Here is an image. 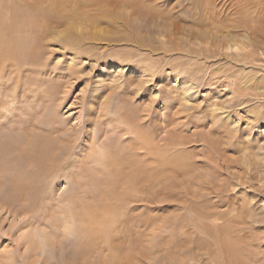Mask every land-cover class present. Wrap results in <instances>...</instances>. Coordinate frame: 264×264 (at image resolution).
I'll use <instances>...</instances> for the list:
<instances>
[{"label":"rangeland","instance_id":"obj_1","mask_svg":"<svg viewBox=\"0 0 264 264\" xmlns=\"http://www.w3.org/2000/svg\"><path fill=\"white\" fill-rule=\"evenodd\" d=\"M0 264H264V0H0Z\"/></svg>","mask_w":264,"mask_h":264},{"label":"bare ground","instance_id":"obj_2","mask_svg":"<svg viewBox=\"0 0 264 264\" xmlns=\"http://www.w3.org/2000/svg\"><path fill=\"white\" fill-rule=\"evenodd\" d=\"M100 2H107V3H109V2H112L113 0H99ZM90 2H98V0H90ZM129 2L130 3H132V0H129ZM61 25H63V24H61V23H57L55 26L54 25H46V24H44V23H37V24H34L33 22H30V21H27V20H25V21H22L21 23H20V27L22 28V27H26V26H28V27H30V28H34V26H36V28L37 29H41V28H44V29H46V30H49V29H51V28H56V27H59V26H61ZM47 28H49V29H47ZM74 30H81V28H75ZM66 31V30H65ZM43 32H45V31H43ZM44 35H45V33H44ZM8 39L11 41V43H12V37L11 36H8ZM66 39H69V34L66 36ZM14 40V39H13ZM6 44V43H5ZM39 43L37 42V40L35 41H33L32 42V50H34V53L32 52V56L33 57H36V55H35V53H36V49L39 47ZM7 48H9L8 46L6 47V48H4L3 50H2V52H4V54H3V57H9L10 56V59H11V57H13V58H15L16 59V55L15 54H10L11 52H13V51H11L10 49L8 50ZM12 55V56H11ZM35 55V56H34ZM13 58L11 59V60H13ZM37 59V58H36ZM31 61H32V59H31ZM43 142H45V140L43 141ZM51 142V141H50ZM39 143V142H38ZM37 143V146L39 147V144ZM51 144V145H50ZM50 144H47V145H50V146H52V148H49V149H53V148H55V143H50ZM41 146V145H40ZM46 146V145H45ZM48 147V146H47ZM43 148H44V146H43ZM39 149V148H38ZM40 149H42V148H40ZM40 149L38 150V152L40 151ZM5 151V150H4ZM37 151V150H36ZM35 151V152H36ZM42 151H44V150H42ZM36 154V157H32V158H29L30 159V161L31 162H35V164H37L38 166H39V164H41V157H37L38 155H37V153H35ZM39 154H40V152H39ZM46 155V154H45ZM27 158V157H26ZM28 159V160H29ZM52 159V158H51ZM50 159V160H51ZM46 160V159H45ZM27 162H29V161H27ZM43 162H44V160H43ZM36 167V166H35ZM24 183H26V182H24ZM28 184V183H27ZM23 182L19 179V178H16V180H14V188H15V190L17 191L18 190V187L19 188H23ZM79 208V207H78ZM88 208H90V207H88ZM86 211V210H85ZM74 212V211H73ZM72 212V213H73ZM76 212V211H75ZM86 213H89V212H87L86 211ZM75 214V216L77 215V212L76 213H74ZM92 214V213H91ZM95 214H96V212H95ZM71 216H72V214H71ZM75 216L73 215L72 217H71V219L72 220H74V221H76V219H75ZM91 217V216H90ZM68 221V220H67ZM93 221V220H92ZM70 223V222H69ZM74 223V222H73ZM68 224V223H67ZM93 224V223H92ZM95 225V224H94ZM92 226V225H91ZM84 231V230H83ZM89 231H91V229L89 228ZM47 239L49 240V243H53V244H55L54 242H53V236L52 235H48L47 234ZM54 240H56V239H54Z\"/></svg>","mask_w":264,"mask_h":264},{"label":"snow or ice","instance_id":"obj_3","mask_svg":"<svg viewBox=\"0 0 264 264\" xmlns=\"http://www.w3.org/2000/svg\"><path fill=\"white\" fill-rule=\"evenodd\" d=\"M64 183V181H63V179H61V184H63ZM58 187H60V185H58Z\"/></svg>","mask_w":264,"mask_h":264}]
</instances>
